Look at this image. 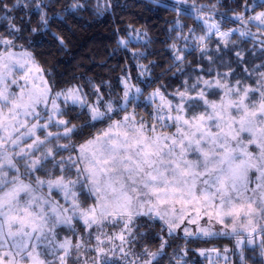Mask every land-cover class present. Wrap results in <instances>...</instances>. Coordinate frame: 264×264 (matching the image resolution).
Masks as SVG:
<instances>
[{
    "label": "snow or ice",
    "instance_id": "obj_1",
    "mask_svg": "<svg viewBox=\"0 0 264 264\" xmlns=\"http://www.w3.org/2000/svg\"><path fill=\"white\" fill-rule=\"evenodd\" d=\"M58 2L0 0V264H162L181 239L168 264H189V244L217 237L232 247L197 248L208 264H249L257 249L264 258V0H150L175 13L162 74L179 83L146 91L155 62L137 63L136 77L122 70L118 95L91 84L94 100L79 84L55 90L32 50ZM21 6L36 11L35 27L8 15ZM88 7L69 0L61 12ZM132 40L150 43L147 29L129 24L117 41L146 58ZM96 123L105 126L80 139ZM157 222L158 247H141Z\"/></svg>",
    "mask_w": 264,
    "mask_h": 264
},
{
    "label": "trees",
    "instance_id": "obj_2",
    "mask_svg": "<svg viewBox=\"0 0 264 264\" xmlns=\"http://www.w3.org/2000/svg\"><path fill=\"white\" fill-rule=\"evenodd\" d=\"M5 2L15 4V0H5ZM67 2L69 0H59L55 4L54 11L58 15L53 17L48 35L37 34L35 42L37 46L32 49L44 67L51 71V79L54 82L55 90L79 84L84 86L86 92L91 93V84H99L102 86L104 94L108 95L111 91L113 94L118 95L120 92V77L123 74L122 70H129L133 77H136L138 75L137 63L147 64L149 61L155 62V66L150 65L152 68L150 79L155 83L149 86L146 82H142L141 87H144L146 91H151V88L155 87L156 84L165 83L169 85L168 91H171L177 86L179 79L173 77L171 73L162 74L170 63L171 54L167 51L164 40L166 30L169 27L167 22L173 19L174 12L158 8L150 0H112L115 7L111 11L97 15L93 7L96 0H89L87 11L69 15L61 12V7ZM239 2L243 3V0H239ZM161 3H168L171 7L174 0H161ZM191 3L192 0H187L185 7H190ZM197 3L207 4L208 0H197ZM221 3L227 8L234 9L236 7L235 0H221ZM251 3L255 6L259 3V0H251ZM224 10V7L220 9L221 12ZM26 11L21 6L8 13V15L16 18L17 22L21 17L26 21L30 18L32 22L28 27H35L39 20L36 11L33 9L25 15ZM2 15L4 13L0 12V16ZM49 15H52L51 11ZM183 19L185 23H191V20L187 17H183ZM129 24L137 28L147 29L150 43L135 40L130 43V47L134 46L144 51L146 58L136 60L132 57L129 49L117 46L118 38L125 36ZM5 27L6 24L0 26V31H3ZM118 29L119 32H117ZM52 32L64 37L66 47L61 48L58 46L51 36ZM244 46L250 47V43ZM192 58V56L189 57V59ZM256 62L259 63V60ZM79 111L78 108L75 110V112ZM75 112H70L69 115L74 116ZM73 123H80V121L73 120ZM104 126V124L96 123L95 128H86L84 136L80 139L86 138L90 132H95ZM141 231H144V229H141ZM158 231L159 222L150 229V234H146L144 240L139 241L140 246L143 247L147 244L152 250H156L159 240L155 238V234ZM183 244L182 239L173 242L171 247L167 249L168 255L162 257V264H168L173 249ZM226 244H231L228 237L214 238L208 244L203 242L189 244L188 247L191 249L187 258L189 264H206V259L196 252L197 248H207L209 246L220 248ZM247 255L250 257L249 264H254V262L255 264H264V258L259 255L258 249L256 252L249 250Z\"/></svg>",
    "mask_w": 264,
    "mask_h": 264
},
{
    "label": "rangeland",
    "instance_id": "obj_3",
    "mask_svg": "<svg viewBox=\"0 0 264 264\" xmlns=\"http://www.w3.org/2000/svg\"><path fill=\"white\" fill-rule=\"evenodd\" d=\"M85 90V89H84ZM86 92V91H85ZM88 93V92H87ZM90 94V98L91 99H95V97L94 96H91V93H89ZM106 96H107V94H105ZM225 246H227V247H229V248H231L232 247V244H229V245H225ZM225 246H222V247H220V249H223ZM209 247H213V246H209ZM208 248V247H207ZM217 248H219V247H217ZM154 251V250H153ZM232 259L233 260H237L238 258L237 257H232ZM264 261V260H263ZM205 262H206V264H208V262H207V260H205Z\"/></svg>",
    "mask_w": 264,
    "mask_h": 264
}]
</instances>
